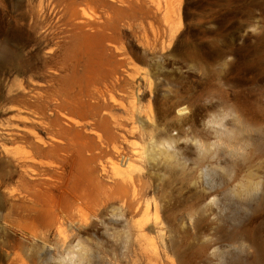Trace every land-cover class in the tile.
<instances>
[{
  "label": "rangeland",
  "instance_id": "1",
  "mask_svg": "<svg viewBox=\"0 0 264 264\" xmlns=\"http://www.w3.org/2000/svg\"><path fill=\"white\" fill-rule=\"evenodd\" d=\"M57 79L100 126L53 112L65 161L14 141ZM17 147L57 167L13 197ZM0 154V264H65L78 242L82 264H264V0H0Z\"/></svg>",
  "mask_w": 264,
  "mask_h": 264
},
{
  "label": "bare ground",
  "instance_id": "2",
  "mask_svg": "<svg viewBox=\"0 0 264 264\" xmlns=\"http://www.w3.org/2000/svg\"><path fill=\"white\" fill-rule=\"evenodd\" d=\"M91 2H93V0H91ZM110 3H112V2L110 1ZM93 17L91 18V16H86V15L79 16V18L83 19L82 21H77L79 18H75V16H74L73 20L67 19V18H62L60 20L64 21L70 27L71 26H75V28L79 29L81 27V25L86 26V27L87 26L88 27L89 26L92 27L94 25L95 21H97L96 18H93ZM86 32H89V31H86ZM94 33H96V31ZM49 37L50 36H48V38ZM49 49H51V48H49ZM55 51H53V52H55ZM60 59L64 63L65 62L64 61L65 60V54L61 55ZM68 69H66V70H68ZM61 70H63V68H60L59 71H61ZM56 71H57V69H56ZM72 74H73V72H72ZM80 74L81 73H79V75ZM52 77L55 78V77H57V75L54 74ZM58 80L59 79L56 80V82H57V86L56 87H54L52 85L51 86L47 85V92L48 93H47V97H46V102L45 103L46 104H50L49 110L51 112H50V115H47L46 114L47 112H44L45 113L44 121H43L44 123L43 124L40 123L42 126H40V125L37 126L38 128H40V127L41 128L44 127V128H42V130H39L37 128H29L28 129L26 127L27 129L24 128V129H26L25 130L26 132H24L22 134H19L15 138L14 141H15V143L28 144V145H31V146L34 145V144H37L38 145V150L39 149L42 150L44 148V146H45V147L50 149L48 157L56 156L58 158H63L64 161H65V160H67L66 157L69 154V149H68L69 143L63 137V133H62V126L63 125L62 126H59V125L56 126L55 125V122L57 120H60V118L57 115L53 114V112L59 113V114H61L62 118L70 120L74 124V127H69L72 131H78L80 128H85L86 131L89 130L91 132H95L96 129H98V128L100 129V126L96 125L93 122V121H95V119H93L91 122H84L83 120H81V118H80L81 114L79 112L72 111V110H70V108L67 107L68 100H65V98L63 97V90H66V89L62 88V85L58 83ZM60 80H62V79H60ZM52 81H54V80H52ZM118 81H120V80H118ZM105 90H106V88H105ZM39 122H37V123L39 124ZM146 124H150L149 128H152L154 123L152 122L151 119H147ZM78 132H80V131H78ZM11 133H13V132H11ZM99 140L101 142L105 141V138H104V136L102 134H99ZM175 143H177V142H176L175 138L171 135V133L165 134V135H163L160 138L153 137L152 140L145 146V148H144L145 149V153L147 154V157L149 158V161H151V162L152 161H157V159H158L157 157L158 156H162L163 154H165V151L169 152L170 150H174L176 148V147H174ZM56 150L58 152H60V153H55ZM43 151H45V150H43ZM1 153H2V151H1ZM4 154H6V153H4ZM1 155H3V154H0V156ZM166 156H167V154H166ZM10 159H11V161L10 160H8V161H10L11 165H13V171L20 176V187L10 193V195L13 196V197L22 196L23 194H27V193H29V192H31L33 190H36L38 192V190H37L38 186L46 184L44 182V180L41 179V178L46 177L48 174L53 172L54 169L57 167V163H55V162H51V163L50 162H46V161L42 160L43 159L42 156L38 157L37 154L34 153V152L32 154H30L28 152H25L24 149L21 148V147H17L16 148L15 154ZM10 168H12V167H10ZM55 175H57V174H55ZM6 221H7V219H6ZM66 226H67L66 221H64L62 219L58 220L57 229H56L57 238H59V239L60 238H63V239L69 238L68 236L71 235V233L69 232L70 229H69V231H67L69 225L67 227ZM68 233H69V235H67ZM8 236H9V234H8ZM70 243H71V241H70ZM71 246H72V243H71ZM70 249L71 250L68 251V253H67V257L65 256L66 257V259H64L65 260V264H82V260H83V257H84L83 253L86 251V249L81 246L80 242H78V244L76 246H73V248H70ZM7 252H8V250H7Z\"/></svg>",
  "mask_w": 264,
  "mask_h": 264
}]
</instances>
